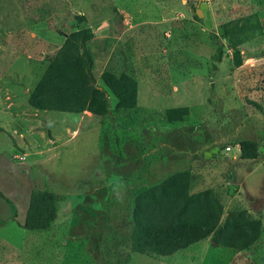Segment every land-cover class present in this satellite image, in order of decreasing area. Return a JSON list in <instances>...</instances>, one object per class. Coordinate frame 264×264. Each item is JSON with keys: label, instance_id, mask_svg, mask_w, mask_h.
Returning <instances> with one entry per match:
<instances>
[{"label": "rangeland", "instance_id": "1", "mask_svg": "<svg viewBox=\"0 0 264 264\" xmlns=\"http://www.w3.org/2000/svg\"><path fill=\"white\" fill-rule=\"evenodd\" d=\"M200 2L211 28L195 18ZM254 14L264 27V0H0V264H264V34L239 44L236 67L221 28ZM78 16L95 33L98 86L107 71L133 76L136 109L117 111L111 93L106 117L29 105ZM213 34L225 51L217 71ZM178 107L189 116L169 123L167 111ZM242 142L260 147L256 161L240 158ZM182 171L193 193L214 190L226 214L260 216L261 241L243 253L211 239L168 258L133 253L128 193ZM34 190L58 197L49 231L20 226Z\"/></svg>", "mask_w": 264, "mask_h": 264}, {"label": "trees", "instance_id": "2", "mask_svg": "<svg viewBox=\"0 0 264 264\" xmlns=\"http://www.w3.org/2000/svg\"><path fill=\"white\" fill-rule=\"evenodd\" d=\"M195 18L199 20L197 14ZM85 16L77 17V27L69 33L57 53L49 59L45 73L30 93L28 103L38 111H55L106 117L111 113L109 93L118 101L117 111L130 112L139 102V82L133 76L110 71L101 76L105 88L95 77V58L90 42L95 33ZM223 36L230 41L234 65H243L241 42L261 37L264 27L257 14L242 16L222 24ZM217 45L212 56V70L217 71L224 58V47L216 34ZM188 107L167 111L169 123H180L189 116ZM0 131L5 130L0 128ZM258 146L241 143L240 158L256 161ZM191 173L182 171L138 194L128 193L125 213L129 229L128 244L133 253L147 257L168 258L194 245L211 239L215 249L247 252L262 239L263 222L249 209H235L226 214L225 207L212 189L193 193ZM11 220H17L15 204ZM58 197L55 193L34 190L24 223L28 231H49L58 218Z\"/></svg>", "mask_w": 264, "mask_h": 264}, {"label": "water", "instance_id": "3", "mask_svg": "<svg viewBox=\"0 0 264 264\" xmlns=\"http://www.w3.org/2000/svg\"><path fill=\"white\" fill-rule=\"evenodd\" d=\"M209 5L207 3H202L200 2L199 8L196 11V14L198 16L199 19H204L205 25L208 28L212 27V21H211V16H210V12L208 10ZM204 9H206V14H204Z\"/></svg>", "mask_w": 264, "mask_h": 264}, {"label": "crops", "instance_id": "4", "mask_svg": "<svg viewBox=\"0 0 264 264\" xmlns=\"http://www.w3.org/2000/svg\"><path fill=\"white\" fill-rule=\"evenodd\" d=\"M126 25H128V24L126 23ZM68 35H69V33H65V34H64V36H63V37H64V41H65V39H66V37H67ZM64 41H63V42H64ZM85 114H90V113L86 112ZM80 115H83V114H80ZM90 115H92V114H90ZM259 151H260V147H258V154H259V156H260L261 153H260ZM239 154H241V147H240V146H239V149H238V155H239ZM234 159L236 160V159H237V156H235Z\"/></svg>", "mask_w": 264, "mask_h": 264}, {"label": "built area", "instance_id": "5", "mask_svg": "<svg viewBox=\"0 0 264 264\" xmlns=\"http://www.w3.org/2000/svg\"><path fill=\"white\" fill-rule=\"evenodd\" d=\"M232 151V147H227L226 148V152L228 153V152H231Z\"/></svg>", "mask_w": 264, "mask_h": 264}]
</instances>
